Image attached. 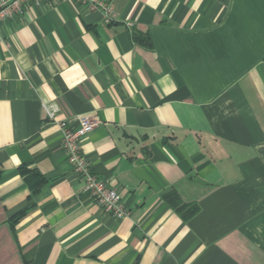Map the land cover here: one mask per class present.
Masks as SVG:
<instances>
[{
    "label": "crops",
    "instance_id": "obj_1",
    "mask_svg": "<svg viewBox=\"0 0 264 264\" xmlns=\"http://www.w3.org/2000/svg\"><path fill=\"white\" fill-rule=\"evenodd\" d=\"M104 2L0 21V264H264V0ZM52 102L96 120L82 152L127 216L83 188Z\"/></svg>",
    "mask_w": 264,
    "mask_h": 264
},
{
    "label": "built area",
    "instance_id": "obj_2",
    "mask_svg": "<svg viewBox=\"0 0 264 264\" xmlns=\"http://www.w3.org/2000/svg\"><path fill=\"white\" fill-rule=\"evenodd\" d=\"M26 0H0V21L11 19L15 12H20L21 3ZM38 3L39 0H33ZM75 2L87 4L91 10H103L108 14V6L104 0H74ZM44 111L47 117L54 121L61 131L62 149L73 172L82 180L83 188L92 196L93 200L103 209L104 212L122 218L129 214L119 193L115 188L109 186L105 180L99 178L91 170V164L82 152V141L86 134L96 124L94 118L88 116L65 115L55 120V114L61 108L58 102L45 104ZM76 121L77 126L73 127L72 122Z\"/></svg>",
    "mask_w": 264,
    "mask_h": 264
},
{
    "label": "trees",
    "instance_id": "obj_3",
    "mask_svg": "<svg viewBox=\"0 0 264 264\" xmlns=\"http://www.w3.org/2000/svg\"><path fill=\"white\" fill-rule=\"evenodd\" d=\"M20 171L28 178V181L31 182L30 187L33 191L38 190L45 182L43 176L34 169L23 167L20 168ZM165 197L172 207L180 212L184 218L190 217L198 210V206L195 203L184 204L180 202L173 192L167 193Z\"/></svg>",
    "mask_w": 264,
    "mask_h": 264
}]
</instances>
